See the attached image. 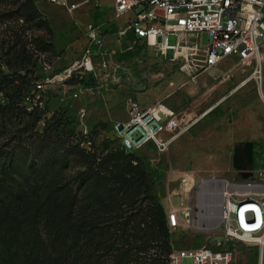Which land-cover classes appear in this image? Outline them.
I'll use <instances>...</instances> for the list:
<instances>
[{
	"label": "trees",
	"instance_id": "16d2710c",
	"mask_svg": "<svg viewBox=\"0 0 264 264\" xmlns=\"http://www.w3.org/2000/svg\"><path fill=\"white\" fill-rule=\"evenodd\" d=\"M37 2L0 0V264H170L175 246L152 161L120 136L81 133L69 105L49 116L46 103L28 108L47 74L40 55L56 50ZM14 11L50 36H29L6 18ZM67 81L98 82L91 73Z\"/></svg>",
	"mask_w": 264,
	"mask_h": 264
},
{
	"label": "rangeland",
	"instance_id": "374dc122",
	"mask_svg": "<svg viewBox=\"0 0 264 264\" xmlns=\"http://www.w3.org/2000/svg\"><path fill=\"white\" fill-rule=\"evenodd\" d=\"M6 1L13 6L17 0ZM100 1L98 7L88 9L86 14L83 10L73 15L77 8L79 11L84 6L70 11L57 4L60 8L53 16L44 15L49 19L56 45V50L40 55L47 74L40 80L36 97L40 94L43 107L46 103V115L59 106L69 105L79 114L81 133L86 134L91 128L100 130L98 142L105 136H118L114 124L129 118L131 99L141 106L164 103L170 107L167 97L154 99L156 91L171 90L169 94L177 100L172 117L166 120V134L176 137L164 151L153 144L140 151L155 167L157 190L166 210L170 206L193 204L192 223L172 231L175 248L214 245L217 240L226 239L232 242L233 264H260L258 247L238 237H227L220 219L201 222L204 207L200 202L197 204V190L200 182L210 176L228 177L220 170L215 172L228 164L227 153L216 156L214 152L227 151L233 155L237 141L252 142L254 163L250 171L237 169L231 157L234 177H249L253 170L264 168V46L262 79L255 76V64L242 63L237 58L200 70L192 78L186 72V63L173 57L174 34L168 36L165 54L145 39H134L128 32L118 42L117 27L111 21L124 25L126 16H115L114 0ZM6 18L20 24L24 23L25 16L14 11ZM89 22L101 25L103 32L102 42L92 45V68L80 66L91 43L86 30ZM25 27L29 36H50L46 25L28 22ZM207 41L204 33L202 43ZM89 73L97 78V85L83 87L67 81L72 75L80 77ZM182 81L189 82L184 87L178 86ZM47 94L49 99L45 102ZM101 122H108L110 129L102 130ZM194 221L202 225L196 226ZM181 264H193V259L186 257Z\"/></svg>",
	"mask_w": 264,
	"mask_h": 264
},
{
	"label": "built area",
	"instance_id": "2783aa9c",
	"mask_svg": "<svg viewBox=\"0 0 264 264\" xmlns=\"http://www.w3.org/2000/svg\"><path fill=\"white\" fill-rule=\"evenodd\" d=\"M48 1L61 4L70 11L80 5V2L71 0ZM114 13L116 17L126 16L125 24L119 25L115 35L118 42L132 31L165 54L168 36L174 34L173 57L186 63V72L192 78L200 70L211 69L228 58H237L242 63L255 64V76L262 79L264 0H114ZM86 30L91 43L80 66L92 68V45L102 42L103 32L96 22H89ZM204 33L208 36L205 44L202 43ZM39 98L40 94L37 97L28 96V108L39 103ZM165 106L164 103L141 106L137 100H130L129 118L114 124L127 150L149 144L160 151L167 149L176 135L166 134V120L172 117L173 111ZM89 144L90 141L87 142ZM221 178L224 184L220 220L225 235L256 245L262 264L264 168L253 170L249 177ZM167 218L171 231L185 223H192L193 204L170 206ZM227 241L219 239L214 245L174 248L170 264H181L186 257H191L193 264H233V250Z\"/></svg>",
	"mask_w": 264,
	"mask_h": 264
},
{
	"label": "crops",
	"instance_id": "0c3cea01",
	"mask_svg": "<svg viewBox=\"0 0 264 264\" xmlns=\"http://www.w3.org/2000/svg\"><path fill=\"white\" fill-rule=\"evenodd\" d=\"M71 1H77V2H80V5L79 6H84L81 10H77L76 9V11H75V13H73V15H75V14H81L82 13V11L83 10H86L83 14H86L87 13V10L89 9H94V7H98V4H100L102 1H100V0H71ZM37 4H38V6H39V8H40V10L43 12V14L44 15H48L49 17L50 16H53V12H55V11H57V10H59V8H60V6H58L57 4L58 3H52V2H50V1H48V0H38V2H37ZM59 5H61V4H59ZM78 6V7H79ZM63 7V6H62ZM73 11V10H72ZM89 12V11H88ZM111 20V19H110ZM111 23H113L114 25H115V27H117L116 29L118 30V27H119V25H117L115 22H114V20H112L111 21ZM101 26V25H100ZM103 27V26H102ZM103 28H105V27H103ZM102 29V28H101ZM102 36H103V34H102ZM223 62V61H222ZM221 63V62H220ZM219 65V64H218ZM217 65V66H218ZM199 74V73H198ZM196 78H197V75H196ZM179 82V81H178ZM188 82L189 81H182L178 86H182V87H184L185 85H187L188 84ZM177 84V83H176ZM190 89H192L193 90V88H190ZM171 92V90H164V91H161V92H159V91H156V94H155V101H157V100H160L161 98H164V97H167V99H168V104L170 105V108L171 109H173L172 107L175 105V100H177V98H176V96H172V94H169ZM148 105H150V103L149 104H147V105H145V106H148ZM174 110V109H173ZM223 152H225V153H227V156H226V158L228 159V164L226 165V167H224V169L222 168V169H215V172H219V170H220V172L222 173V174H226V176H228V178H236V177H234V174H233V172H232V170H231V167H232V160H231V157H232V159H233V155L232 154H230V152H227V151H216V152H214V154H216V156H219V155H221V153H223ZM232 155V156H231ZM202 156H204V155H202ZM235 172V171H234Z\"/></svg>",
	"mask_w": 264,
	"mask_h": 264
},
{
	"label": "bare ground",
	"instance_id": "6f19581e",
	"mask_svg": "<svg viewBox=\"0 0 264 264\" xmlns=\"http://www.w3.org/2000/svg\"><path fill=\"white\" fill-rule=\"evenodd\" d=\"M254 75V74H253ZM256 75V74H255ZM164 107V106H163ZM165 108H168L165 106ZM224 184L223 178H212L206 181L200 191H198V201L204 207L203 212L201 213V222L202 221H211L221 219V210L223 205V195L222 187ZM200 221H194V225L201 226ZM219 222V221H218Z\"/></svg>",
	"mask_w": 264,
	"mask_h": 264
},
{
	"label": "water",
	"instance_id": "95a60500",
	"mask_svg": "<svg viewBox=\"0 0 264 264\" xmlns=\"http://www.w3.org/2000/svg\"><path fill=\"white\" fill-rule=\"evenodd\" d=\"M122 128V126L120 127ZM254 157H253V146L251 141L241 142L237 141L235 145V150L233 153V164L237 169L241 170H251L253 168ZM221 178V176H210L200 182L198 190L200 191L202 185L212 179V178Z\"/></svg>",
	"mask_w": 264,
	"mask_h": 264
}]
</instances>
